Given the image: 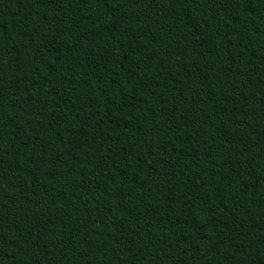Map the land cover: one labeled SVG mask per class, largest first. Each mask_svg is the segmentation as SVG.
<instances>
[{
	"label": "trees",
	"instance_id": "trees-1",
	"mask_svg": "<svg viewBox=\"0 0 264 264\" xmlns=\"http://www.w3.org/2000/svg\"><path fill=\"white\" fill-rule=\"evenodd\" d=\"M0 264H264V0H0Z\"/></svg>",
	"mask_w": 264,
	"mask_h": 264
}]
</instances>
